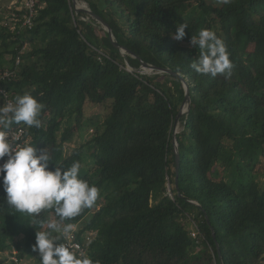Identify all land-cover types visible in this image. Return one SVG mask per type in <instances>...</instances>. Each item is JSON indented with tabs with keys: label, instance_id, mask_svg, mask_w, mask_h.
Here are the masks:
<instances>
[{
	"label": "trees",
	"instance_id": "trees-1",
	"mask_svg": "<svg viewBox=\"0 0 264 264\" xmlns=\"http://www.w3.org/2000/svg\"><path fill=\"white\" fill-rule=\"evenodd\" d=\"M2 1L0 74L11 76L0 79V105L26 91L45 105L40 128H11L22 129L38 153L46 149L50 169L82 165L81 150L65 156L57 134L73 123L82 129L86 102L110 103L102 130L92 136L101 147L96 171H80L100 197L65 221L77 227L76 251L101 264H264V188L254 174L264 155V0H78L135 55L126 58L71 0H36L31 28L22 25L28 14L22 0L10 7ZM184 22L186 35L177 41L172 34ZM201 29L227 45L229 79L191 67L199 49L190 40ZM139 60L178 76L127 70V64L138 69ZM181 80L190 106L177 123L172 202L164 193L166 178L174 185ZM184 214L197 223L198 243ZM46 217L58 219L54 209L27 214L9 206L0 177V253L14 258L9 264L31 258L40 264L32 246Z\"/></svg>",
	"mask_w": 264,
	"mask_h": 264
},
{
	"label": "clouds",
	"instance_id": "clouds-1",
	"mask_svg": "<svg viewBox=\"0 0 264 264\" xmlns=\"http://www.w3.org/2000/svg\"><path fill=\"white\" fill-rule=\"evenodd\" d=\"M223 3H230V0H223ZM187 28V22L178 24L173 39L183 40ZM190 43L199 49L198 58L191 65L197 73L212 77L223 75L225 79L231 77L234 67L231 53L215 31L201 29L198 35H192ZM44 107L29 91L0 105V160L8 157L0 164V177L7 204L17 212L27 214L54 209L58 219L50 221L46 230L36 232L32 246L33 252L39 254L40 264H101L87 253L77 252L68 243L75 225L65 223L83 209L92 208L100 197V189L80 177L79 161L67 169L56 164L50 169L51 159L46 149L38 153L27 138V143L18 145L10 134L13 124L40 128L39 117Z\"/></svg>",
	"mask_w": 264,
	"mask_h": 264
},
{
	"label": "rangeland",
	"instance_id": "rangeland-1",
	"mask_svg": "<svg viewBox=\"0 0 264 264\" xmlns=\"http://www.w3.org/2000/svg\"><path fill=\"white\" fill-rule=\"evenodd\" d=\"M18 0H4L1 2V6L10 7ZM219 1V0H214ZM184 21V20H183ZM147 74H151L147 71ZM110 103L103 105H95L86 102L83 106V117L81 119L82 129H76V124H71V126H65L57 134L58 141L63 142V154L65 156H72L77 149L82 152V165L81 173L83 174H93L96 171L95 162L101 154V147L99 144L92 140V136L97 131L104 126L105 117L108 115V107ZM254 174H256L255 182L261 188H264V155L259 158L258 164L254 168ZM165 195V193H164ZM166 197V196H165ZM103 203L102 199L100 201ZM50 221H53L52 217H46V219L41 223V230H46L47 225ZM3 256L8 258L4 260L3 264H9L13 257L7 256L6 253H0V261H2ZM26 264H35V259L27 260Z\"/></svg>",
	"mask_w": 264,
	"mask_h": 264
},
{
	"label": "water",
	"instance_id": "water-1",
	"mask_svg": "<svg viewBox=\"0 0 264 264\" xmlns=\"http://www.w3.org/2000/svg\"><path fill=\"white\" fill-rule=\"evenodd\" d=\"M74 6L75 11L77 12H83L86 16V20H88L89 18H95L100 24V28L103 30V32L105 33L106 37L108 38V40L110 41V43L112 44V46L114 48H116L119 52V54L123 57L126 58L127 55H133V53L131 51H129L127 48H125L124 46H121L117 43V41L115 40V37L113 36V32L111 30V28L109 27V25L99 16L93 14L89 9H87L85 6L81 5L79 3L78 0H71ZM88 18V19H87ZM140 62V67L138 69H133L131 66H129L127 64V70L130 72H138L140 74H147V71H159L162 73H170L173 74L175 76H178L177 74H174L173 72H171L170 70L167 69H163V68H159V67H155L152 65H149L141 60H139ZM182 84H183V88H184V100L181 104L180 110L177 113L175 119H174V124H173V137H172V142H173V150H174V155H175V177H174V187L175 189H177V180H178V168H179V151H178V144L175 138L176 132H177V123L179 118L183 115L186 114L189 110V106H190V98H189V88L187 83L184 80H181ZM179 194V191H178ZM192 205L194 206H199L196 202H190Z\"/></svg>",
	"mask_w": 264,
	"mask_h": 264
},
{
	"label": "built area",
	"instance_id": "built-area-1",
	"mask_svg": "<svg viewBox=\"0 0 264 264\" xmlns=\"http://www.w3.org/2000/svg\"><path fill=\"white\" fill-rule=\"evenodd\" d=\"M23 1V8L28 12L27 16H24V21H22V25L28 28H31V26L33 25V17L35 16V3L36 0H22ZM19 59H16V64H19ZM11 74L8 72H4L3 74H0V79L4 80L8 77H10ZM9 100L6 99L5 100V104L8 102ZM10 134L16 138L17 144L18 145H23L25 143H27V140L24 137V133L23 130L18 128V129H10ZM7 156H5L3 158V161L7 160ZM166 184H165V196L172 202H174V197H175V193L173 192L174 190V185H171L169 183L168 178H166ZM181 221L183 222H188L190 224V228H189V235L191 237V239L196 240V242L198 243L200 240H202V236L199 232L198 226L196 221L193 220L192 217H190L189 215H185L184 217L181 218ZM77 230L76 226L74 229V232ZM73 232V234H74ZM74 238V235L72 236V239ZM71 239V241H72ZM69 241L68 243H70V245L75 249V250H81L80 246L77 243H73Z\"/></svg>",
	"mask_w": 264,
	"mask_h": 264
}]
</instances>
